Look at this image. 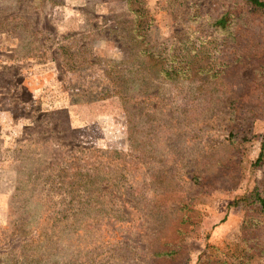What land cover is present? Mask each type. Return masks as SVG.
<instances>
[{"label": "rangeland", "instance_id": "374dc122", "mask_svg": "<svg viewBox=\"0 0 264 264\" xmlns=\"http://www.w3.org/2000/svg\"><path fill=\"white\" fill-rule=\"evenodd\" d=\"M256 194L264 8L0 0V264H264Z\"/></svg>", "mask_w": 264, "mask_h": 264}, {"label": "trees", "instance_id": "16d2710c", "mask_svg": "<svg viewBox=\"0 0 264 264\" xmlns=\"http://www.w3.org/2000/svg\"><path fill=\"white\" fill-rule=\"evenodd\" d=\"M249 1L258 7L264 8V1L263 0H249ZM261 157H262V154H261ZM256 195H257V198L260 200L261 205L264 207V198H262L259 194H256Z\"/></svg>", "mask_w": 264, "mask_h": 264}]
</instances>
